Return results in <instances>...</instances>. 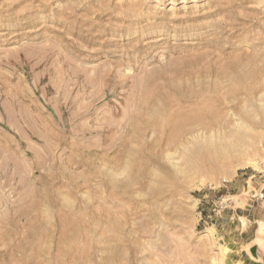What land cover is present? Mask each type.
Wrapping results in <instances>:
<instances>
[{
	"label": "rangeland",
	"instance_id": "obj_1",
	"mask_svg": "<svg viewBox=\"0 0 264 264\" xmlns=\"http://www.w3.org/2000/svg\"><path fill=\"white\" fill-rule=\"evenodd\" d=\"M263 110L264 0H0V264H264Z\"/></svg>",
	"mask_w": 264,
	"mask_h": 264
},
{
	"label": "bare ground",
	"instance_id": "obj_2",
	"mask_svg": "<svg viewBox=\"0 0 264 264\" xmlns=\"http://www.w3.org/2000/svg\"><path fill=\"white\" fill-rule=\"evenodd\" d=\"M184 1V0H183ZM214 26V25H213ZM259 111H261L262 112V110H260V109H258ZM264 111V110H263ZM201 116L202 115H197V114H194V115H192V116H190V117H187L186 119H185V121L184 122H186L185 124H195V123H198L199 122V124L200 125H203V123H201L200 121H201ZM154 122V121H153ZM152 126V125H151ZM169 127V126H168ZM167 127V128H168ZM175 127V126H174ZM204 128H205V126H203ZM208 127V126H207ZM162 128V127H161ZM173 129H175V128H173Z\"/></svg>",
	"mask_w": 264,
	"mask_h": 264
},
{
	"label": "built area",
	"instance_id": "obj_3",
	"mask_svg": "<svg viewBox=\"0 0 264 264\" xmlns=\"http://www.w3.org/2000/svg\"><path fill=\"white\" fill-rule=\"evenodd\" d=\"M258 175L261 177L264 173V170H261L260 172H257ZM264 183V180H262V184ZM263 189V188H262ZM260 189L259 194L257 195V200L263 201L264 200V191Z\"/></svg>",
	"mask_w": 264,
	"mask_h": 264
}]
</instances>
